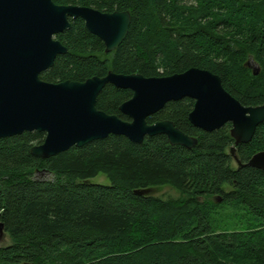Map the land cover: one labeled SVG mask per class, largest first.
Masks as SVG:
<instances>
[{
	"label": "trees",
	"instance_id": "trees-1",
	"mask_svg": "<svg viewBox=\"0 0 264 264\" xmlns=\"http://www.w3.org/2000/svg\"><path fill=\"white\" fill-rule=\"evenodd\" d=\"M53 1L128 11L132 21L122 45L106 53L83 20H71L56 36L68 52L43 81L85 82L110 71L167 77L199 68L220 76L242 105H264V0ZM132 95L108 84L96 106L128 121L120 106ZM194 103L169 102L148 118L174 122L198 139L193 149L163 135L140 144L110 135L42 159L31 149L45 133L0 138V223L10 238L0 245V264H264V171L236 164L231 124L211 133L193 126ZM262 151L264 123L236 155L245 164ZM101 174L109 185L94 182ZM163 186L180 197L135 193Z\"/></svg>",
	"mask_w": 264,
	"mask_h": 264
},
{
	"label": "water",
	"instance_id": "water-1",
	"mask_svg": "<svg viewBox=\"0 0 264 264\" xmlns=\"http://www.w3.org/2000/svg\"><path fill=\"white\" fill-rule=\"evenodd\" d=\"M77 19L104 42L106 53L122 45L132 21L128 11L104 13L91 7L57 5L53 0H0V138L45 133L44 142L31 149L33 156L42 159L110 135L124 136L136 144L146 137L163 135L172 146L193 149L198 139L182 132L174 122H148L169 102L188 98L195 102L189 114L193 126L211 133L231 124L235 140L231 154L236 164L264 171V151L245 164L236 155V147L250 143L264 123V105H242L224 88L220 76L208 70L191 68L181 74L151 78L110 71L105 77L85 82L43 81L41 74L68 52L56 36L70 30L71 20ZM249 67L254 75L259 74L258 67ZM108 84L132 92V98L120 106L128 121L97 108V99ZM4 235L0 223V238Z\"/></svg>",
	"mask_w": 264,
	"mask_h": 264
},
{
	"label": "rangeland",
	"instance_id": "rangeland-1",
	"mask_svg": "<svg viewBox=\"0 0 264 264\" xmlns=\"http://www.w3.org/2000/svg\"><path fill=\"white\" fill-rule=\"evenodd\" d=\"M251 66L254 68H257V66L251 61ZM40 177L44 179L50 178L49 175L44 174L40 175ZM94 182L102 185H109V180L104 174L99 175L98 177L95 178ZM155 196L162 198V199H170V198H178L180 197L179 192L171 187V186H163L158 188L157 190L153 192ZM10 243V238L7 235H4L2 238H0V245H7Z\"/></svg>",
	"mask_w": 264,
	"mask_h": 264
}]
</instances>
